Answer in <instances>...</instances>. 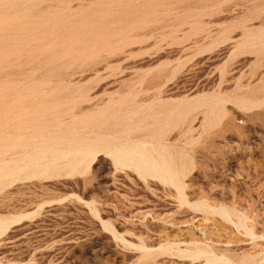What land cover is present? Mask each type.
I'll return each mask as SVG.
<instances>
[{"label":"rangeland","instance_id":"obj_1","mask_svg":"<svg viewBox=\"0 0 264 264\" xmlns=\"http://www.w3.org/2000/svg\"><path fill=\"white\" fill-rule=\"evenodd\" d=\"M0 264H264V0H0Z\"/></svg>","mask_w":264,"mask_h":264},{"label":"bare ground","instance_id":"obj_2","mask_svg":"<svg viewBox=\"0 0 264 264\" xmlns=\"http://www.w3.org/2000/svg\"><path fill=\"white\" fill-rule=\"evenodd\" d=\"M34 120V119H33ZM10 125V124H9ZM134 155V154H133ZM142 169H145L144 167H141ZM145 171V170H144Z\"/></svg>","mask_w":264,"mask_h":264}]
</instances>
